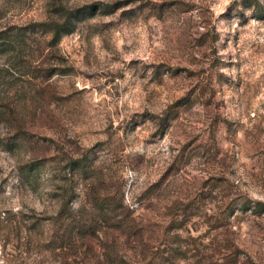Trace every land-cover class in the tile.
Segmentation results:
<instances>
[{
    "label": "rangeland",
    "instance_id": "374dc122",
    "mask_svg": "<svg viewBox=\"0 0 264 264\" xmlns=\"http://www.w3.org/2000/svg\"><path fill=\"white\" fill-rule=\"evenodd\" d=\"M258 1L0 0V264H264Z\"/></svg>",
    "mask_w": 264,
    "mask_h": 264
},
{
    "label": "trees",
    "instance_id": "16d2710c",
    "mask_svg": "<svg viewBox=\"0 0 264 264\" xmlns=\"http://www.w3.org/2000/svg\"><path fill=\"white\" fill-rule=\"evenodd\" d=\"M246 1L249 2L247 6H254L255 4H257V6L261 5L258 0H246ZM259 10L263 13L264 8H260ZM86 14L90 16L94 14V5L86 6L82 9L69 11L67 13V17L62 22H58V21L42 22V23L33 24L32 27L30 28L42 30L44 33L52 34V37L54 39L60 41L66 35H69L74 32L76 28L75 19L78 20L83 17H86L87 16ZM6 43L8 42L2 41L0 46L4 47ZM72 164L73 165L75 164L76 165L75 167H77V169L80 170L85 169V165L83 164V161L81 159L72 160ZM247 206L248 205H246V207Z\"/></svg>",
    "mask_w": 264,
    "mask_h": 264
}]
</instances>
